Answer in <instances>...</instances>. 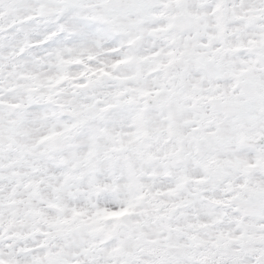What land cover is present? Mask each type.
Listing matches in <instances>:
<instances>
[{"label":"snow or ice","instance_id":"obj_1","mask_svg":"<svg viewBox=\"0 0 264 264\" xmlns=\"http://www.w3.org/2000/svg\"><path fill=\"white\" fill-rule=\"evenodd\" d=\"M0 264H264V0H0Z\"/></svg>","mask_w":264,"mask_h":264}]
</instances>
